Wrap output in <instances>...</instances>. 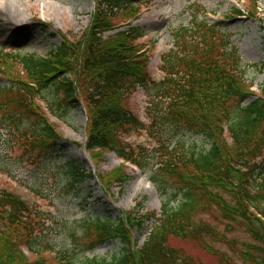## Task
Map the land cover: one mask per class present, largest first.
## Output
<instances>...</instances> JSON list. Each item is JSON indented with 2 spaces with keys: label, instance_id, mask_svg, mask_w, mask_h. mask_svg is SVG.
Instances as JSON below:
<instances>
[{
  "label": "trees",
  "instance_id": "obj_1",
  "mask_svg": "<svg viewBox=\"0 0 264 264\" xmlns=\"http://www.w3.org/2000/svg\"><path fill=\"white\" fill-rule=\"evenodd\" d=\"M95 3L89 26L76 41L64 39L47 55L0 51V73L9 70L10 63L20 67L0 84L1 128L27 142L28 149L37 151L35 156L47 153L57 134L37 98L55 119L82 103L84 148L92 160L96 162L100 151H109L142 171L148 169L164 200L157 214L140 213L142 205L137 203L123 218L81 221L75 229L85 236L82 253L111 240L120 243L118 253L109 259L81 260L63 253L61 264H202L173 246L172 239L196 242L220 264H234V259L214 243L228 247L239 264H264V84L244 104L253 93L245 87L237 51L218 24L202 22L197 13L189 26L172 29L173 48L160 56L163 76L154 79L139 44L141 28L131 22L112 23L119 11L134 17L136 6L130 0ZM138 88L148 96L147 121L125 106ZM47 90L52 91L50 99L44 97ZM141 132L150 137L151 146L125 140ZM186 134L201 137V145L188 142ZM66 173L70 190L88 176L72 163H67ZM126 178L120 167L101 180L107 187ZM0 218L10 224L5 228L19 222L29 228L25 244L35 252L40 239L33 233L30 207L6 189H0ZM147 220H153L151 230L136 247L131 231ZM239 231L245 240L235 235ZM75 232L70 234L73 239ZM0 242L5 245L0 264H46L43 259L27 262L12 248L13 242L1 237Z\"/></svg>",
  "mask_w": 264,
  "mask_h": 264
},
{
  "label": "rangeland",
  "instance_id": "obj_2",
  "mask_svg": "<svg viewBox=\"0 0 264 264\" xmlns=\"http://www.w3.org/2000/svg\"><path fill=\"white\" fill-rule=\"evenodd\" d=\"M11 1V0H10ZM15 1V0H14ZM22 4L25 17L21 22L13 20L12 26H5L0 18V51L2 53H34L47 55L50 50L65 40L79 39L89 26L96 7L95 0H40L38 6L27 0H16ZM136 6L134 17L125 12L115 14L114 26L132 23L141 28L143 37L140 47L149 57V73L152 78L163 76L160 56L173 48L172 29L189 26L192 17L207 24H218L237 51L245 71L246 88L253 94L244 104L260 93L264 84V0H130ZM45 4V6H44ZM43 5V6H42ZM196 10L198 12H196ZM239 12H238V11ZM137 17V18H136ZM45 23V24H43ZM4 74L0 73V84H6L8 72L16 75L20 71L17 63ZM52 96V91L44 92V97ZM82 100V95L77 96ZM148 96L138 88L125 100L128 107L138 118L147 121L145 110ZM39 110L52 124L57 141L47 153L36 155L37 151L27 148V142L17 140L0 125V189H6L28 204L32 224L36 223L33 233H38L39 243L35 252L25 244L29 228L23 225L8 224L0 218V237L13 242V249L22 253L27 262L43 259L46 264H61V255L73 254L76 259L106 258L116 255L120 248L117 240L107 241L86 252L83 231L75 229L81 221L98 216L104 218H123L124 213L137 203H141L142 214L159 213L164 199L159 189L150 181V171L140 170L123 163L113 152L100 151L96 162L84 148L86 138V113L83 104L55 119L45 110V103L38 97ZM191 144L200 146L199 136L186 134ZM125 140L132 145H152L150 137L144 133H131ZM67 163L77 165L83 174L88 175L77 184L74 190L68 188ZM129 176L126 181H111L106 187L105 179L117 168ZM39 224V226L37 225ZM10 225V224H8ZM153 220H147L141 229L131 231L132 243L140 246L148 236ZM42 229V230H40ZM74 239L70 236L75 231ZM239 231L235 235L241 236ZM170 243L198 260L202 264H220L218 258L196 242L172 239ZM213 244V243H212ZM239 264L240 259L225 245L213 244ZM0 242V248L4 247ZM1 250V249H0Z\"/></svg>",
  "mask_w": 264,
  "mask_h": 264
},
{
  "label": "bare ground",
  "instance_id": "obj_3",
  "mask_svg": "<svg viewBox=\"0 0 264 264\" xmlns=\"http://www.w3.org/2000/svg\"><path fill=\"white\" fill-rule=\"evenodd\" d=\"M27 1L32 2V5L34 6H38L39 4L37 3H39L40 0H27ZM24 17H25V11L24 8H22V4L19 3V1L0 0V18L2 19L1 21L3 25L12 26L14 25L13 20H17L18 22H21Z\"/></svg>",
  "mask_w": 264,
  "mask_h": 264
}]
</instances>
